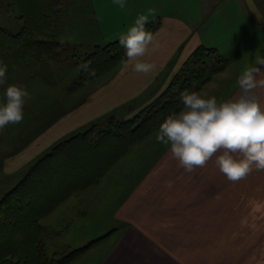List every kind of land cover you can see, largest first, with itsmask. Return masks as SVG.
<instances>
[{"label": "rangeland", "instance_id": "rangeland-1", "mask_svg": "<svg viewBox=\"0 0 264 264\" xmlns=\"http://www.w3.org/2000/svg\"><path fill=\"white\" fill-rule=\"evenodd\" d=\"M64 5L66 12L60 25L57 17ZM62 7L55 16L56 25L52 35L61 41V33L66 42L61 41L62 45L41 54L37 59L35 57L24 61L19 66L7 70L6 83L0 84V105L5 102L4 93L9 84H22L30 93V99H27L23 108V121L19 124H9L0 130V201L34 171L37 162L49 153L60 139L40 155H36V152L25 154L24 149L28 146L30 148L32 144L40 146L42 143L39 139L44 133L51 132L57 123L54 124L55 119L62 118L72 111V100L75 101L74 98L80 95L82 97L78 98L76 104L90 99L91 90L85 87L94 86L101 77L115 73L123 63H120L122 58L120 64L117 63L112 69L108 68L102 76L83 83L81 70L86 57L93 53L96 47L105 46L108 42L88 46L99 38L98 14L91 6L83 4L82 9L78 11L75 2L63 0ZM0 24L14 33L23 28L24 21L20 18V11L10 4L9 0H0ZM153 26L154 23L146 24L148 31H151ZM35 36L40 37L38 34ZM124 52L125 50L122 51ZM249 56L254 59L251 63L255 66L256 57H264L262 45L256 53L250 52ZM209 65L206 75L192 80L191 89H194V92L195 89H198V92L216 71H210L213 64ZM194 67L188 64L182 70L186 75L193 74L196 71ZM236 83L233 82V89ZM168 88L143 106L141 102L130 106L127 104L124 108L110 113L106 122L96 120L87 126L88 130L93 126L95 130H102L108 128L112 120L118 123L132 120L143 109L148 113L153 110L149 115L159 112L149 121L148 127L138 134L140 136L128 146L118 162V157H115L121 147L120 143L112 142L111 147L109 144L95 147L99 148L97 151L104 153L102 160L106 165L98 168L99 170L89 167L91 171L88 174L82 172L74 175L72 181L78 186L79 182L86 181L90 185L83 188V191L70 193L50 214L40 220L44 227L40 242L44 246L45 257L60 259L73 250L88 246L66 264H114L113 258L117 255L120 258L117 264H200L202 258L204 264H217L219 260L221 263L225 261L227 264H239L244 262L248 246H253L256 252L260 251L264 240L261 221H253L254 227L249 231L252 233L249 235L245 231L246 222L243 219L222 218H243L246 203L250 200L247 201V197L253 194L256 201L260 199L261 189L258 185L264 171L254 170L251 184L247 178L237 183L229 182L215 166V157L205 167H197L190 173L179 167L178 162L171 156L169 146L156 140L159 125L164 119L183 108L181 95L174 98L178 101L177 105L166 107L171 98L169 95H162ZM174 92L178 94L180 91L175 89ZM151 103L156 104L150 108ZM81 149L89 150L85 144L81 145ZM104 150L111 152L105 153ZM21 153L24 155L19 157ZM16 156L18 158H15ZM96 159L93 155L88 161L93 162ZM112 161L116 163L112 164ZM75 165H81V161L77 159ZM5 167L11 169L10 174L4 172ZM16 169L24 171L16 174ZM107 169L110 171L104 175L100 182L102 185H98L100 173ZM96 185L99 187L96 188ZM216 192L226 202L219 205L218 209L214 204ZM120 206H124L126 211L117 213ZM253 208L254 211L258 210L260 205H254ZM117 216L134 223L126 222V226L113 233L112 223ZM160 232L166 233L159 234ZM185 234L188 236V242L193 243L187 244L186 252L182 254L163 242L160 237L172 235L176 238ZM100 236L102 238L98 241H92ZM138 241L141 243L138 244ZM117 248L120 252L116 254ZM112 252L115 256L113 258Z\"/></svg>", "mask_w": 264, "mask_h": 264}, {"label": "crops", "instance_id": "crops-1", "mask_svg": "<svg viewBox=\"0 0 264 264\" xmlns=\"http://www.w3.org/2000/svg\"><path fill=\"white\" fill-rule=\"evenodd\" d=\"M74 2L78 11L82 9L83 4H88L98 14L99 38L90 42L89 47L119 39L120 34L126 33L128 28L134 24L138 15L147 14V10L150 8L155 9V15L149 16L148 23H154L150 32L154 34L157 47L143 59L146 62L154 63L157 66V71L147 76L134 73L130 68L125 67L126 57L115 73L101 77L102 79L100 78L94 86H86L85 88L91 90L92 93L90 99L76 104L78 98L82 96L74 98L75 101L72 100L71 106L72 111L67 115H64V112L61 114L64 115L62 118L55 119L54 124L57 123L51 132L44 133L39 139L42 144L40 146L32 144L30 148L28 146L24 149L25 154L36 152V155H40L57 140L60 139V142L69 138V135L73 136L82 133L83 130H88L87 126L92 125L94 121L106 122V117L110 113L124 108L127 104L130 106L141 102L143 106L147 102H151L168 88L174 76L182 70L194 52L200 48L215 50L214 53L220 60L212 62L215 66L212 70L216 71L199 89L198 93L207 94L209 97L215 96L218 102L234 100L241 94L238 83L233 89V82H237L238 77L245 70L254 66L251 63L254 59L249 56L250 52L256 53L259 46L262 45L264 55V21H257L255 14L249 10L247 0H127L124 9L115 5L113 0H70V3ZM253 3L264 16V0H253ZM65 12L66 5L62 7L57 17L60 25ZM59 37L62 42H66L61 33ZM255 94L264 107V88H257ZM24 153H21L19 157ZM23 171L24 169H16V174L23 173ZM252 173L253 171L246 177L251 184L253 183ZM97 187L99 186L96 185ZM258 187L261 189L260 199L256 201L253 194L247 197V201L250 200L246 203L247 207L243 218L237 216L222 218L224 220L243 219L246 222L245 231L249 235L252 234L249 231L253 230V221H261V229L264 227V176H262ZM81 190L84 189L80 188L76 192ZM94 191L97 192V190ZM94 191L92 193H95ZM224 203L226 202L216 192L214 196L216 208L218 209L219 205ZM254 205H260L258 210L255 209L257 212L254 211ZM120 211H126L125 207H118L117 213ZM126 222L134 223L117 216L112 223V232H117L120 227L126 226ZM164 233L166 232L159 234ZM160 237L179 254L185 253L187 244L193 243V241L188 242L186 234L176 238H173L172 235L165 238ZM101 238L102 236L92 241L96 242ZM139 243L141 242L138 241ZM102 250H100V254H102ZM260 251L256 252L253 246H248L245 260L239 264L264 263V240ZM119 252L120 250L117 248L116 254ZM113 257H115L114 252H112ZM217 257L220 256L217 255ZM119 259V255L113 258L114 264H117ZM256 260L257 262H255ZM202 261L203 258L200 264H204ZM219 261L217 264H227L225 261L222 263Z\"/></svg>", "mask_w": 264, "mask_h": 264}, {"label": "trees", "instance_id": "trees-1", "mask_svg": "<svg viewBox=\"0 0 264 264\" xmlns=\"http://www.w3.org/2000/svg\"><path fill=\"white\" fill-rule=\"evenodd\" d=\"M62 1L9 0L10 4L20 11V18L23 19L24 25L19 32L14 33L0 24V64L7 65V70H10L24 61L35 59V57L37 59L41 54L62 45L60 44L62 42L52 35L56 25L55 16L62 7ZM36 34L40 37L36 38ZM124 50L119 44V39L108 42L105 46L96 47L95 51L89 54L84 61L87 69L82 67V82L86 83V81L102 76L108 68L112 69L123 58L120 62L122 63L125 58V52L122 53ZM214 51L200 48L194 52L186 65H194L196 71L186 75L182 70L179 75L177 74L178 76L162 95H169L171 98L170 102L166 103V107L177 105L178 101L174 98L181 93L194 92V89H191L192 80L206 75L209 72L207 65L210 67L209 63L220 60ZM213 68L215 66H212ZM175 89L180 92L177 94L174 92ZM197 90L195 89V92ZM155 104L151 103L150 108ZM149 113L143 109L130 121L118 123L112 120L108 128L102 130H95L93 126L86 132L71 136L56 144L37 162L33 168L34 171L30 172L0 201V264H66L78 252L88 247L73 250L60 259L53 260L45 257L44 246L40 242L44 227L40 220L50 214L56 205L70 193L90 185L86 181L79 182L78 186L72 181L74 175L82 172L88 174L91 171L89 167L98 169L106 165L102 160L104 153L97 151L99 148H95L96 146L109 144L111 147L112 142L120 143L121 147L115 157H118L116 160L118 162L128 146L140 136L138 134L148 127L149 121H152L151 119L157 113L159 114L158 111L154 115H149ZM82 144H85L89 150H82ZM69 146L72 148L70 149ZM93 148L96 150H92ZM104 151L105 153L111 152L110 150ZM93 155L97 159L89 162L88 159ZM77 159L81 161L79 166L75 165ZM116 162L112 161V164ZM109 169L100 173L101 178L97 180V183L102 181ZM62 171L64 172L61 173ZM65 188H67L66 191Z\"/></svg>", "mask_w": 264, "mask_h": 264}, {"label": "clouds", "instance_id": "clouds-1", "mask_svg": "<svg viewBox=\"0 0 264 264\" xmlns=\"http://www.w3.org/2000/svg\"><path fill=\"white\" fill-rule=\"evenodd\" d=\"M124 9L127 0H113ZM250 12L258 22L264 16L253 0H247ZM155 9L140 14L126 33L119 36L125 49V67L145 76L155 73L157 66L146 62L151 50L157 47L154 34L146 30L149 16ZM87 69V65L83 66ZM264 57H256L255 66L245 70L237 80L240 95L236 99L218 102L215 96L198 92L181 93L183 108L168 115L156 133L158 143L169 146L173 159L186 172L203 168L214 159L215 166L229 182L237 183L252 171H264V108L255 90L264 88ZM7 65L0 64V84L6 83ZM94 75V70L92 71ZM5 102L0 105V130L9 124L23 121V108L30 93L22 84H9ZM6 174L11 169L4 168Z\"/></svg>", "mask_w": 264, "mask_h": 264}]
</instances>
